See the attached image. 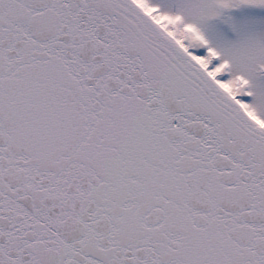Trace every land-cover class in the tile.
Segmentation results:
<instances>
[{
  "label": "snow or ice",
  "instance_id": "obj_1",
  "mask_svg": "<svg viewBox=\"0 0 264 264\" xmlns=\"http://www.w3.org/2000/svg\"><path fill=\"white\" fill-rule=\"evenodd\" d=\"M0 264H264V0H0Z\"/></svg>",
  "mask_w": 264,
  "mask_h": 264
}]
</instances>
